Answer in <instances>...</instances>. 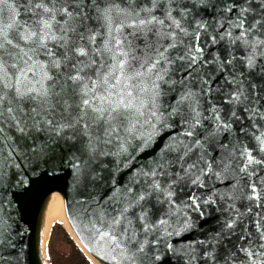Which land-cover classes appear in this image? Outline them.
Instances as JSON below:
<instances>
[{
  "label": "snow or ice",
  "instance_id": "obj_1",
  "mask_svg": "<svg viewBox=\"0 0 264 264\" xmlns=\"http://www.w3.org/2000/svg\"><path fill=\"white\" fill-rule=\"evenodd\" d=\"M208 4L209 0H183L179 14L186 18L188 12ZM237 7L236 0H230L226 11ZM176 11L177 0H0V159L5 150L10 157L20 153L19 140H24L26 151L47 163L54 156V146L61 140L72 141L69 165L77 178L87 180L86 164L81 167V161L95 159L101 145L115 141L119 153L134 159L133 153L164 137L159 159L143 172L148 191L126 199L110 217L101 209L100 223H106V230L92 224L102 239L120 249L121 264L162 260L159 253L154 258L145 253L149 241L138 239L141 230L148 233L164 225L153 241L158 244L192 227L190 218L180 217V206L172 199L174 185L182 181L199 187H204L203 178L209 175L221 184L229 181L223 190L214 188L204 204H215L213 197L219 196L233 202L255 200V207L261 206V189L253 178L264 184L260 172L264 166V0H242L232 22L237 34L230 30L220 34L221 39H229L228 54L213 53L210 59L199 44L206 27L199 22L195 43L186 45L182 53L174 51L183 44L178 32L190 34L173 14ZM211 41L218 42L215 36ZM233 45L242 49L239 56L232 52ZM238 122L240 126L234 128ZM242 136H251L259 156L252 154L248 144L241 145ZM213 146L221 153L216 159L218 169L209 156ZM168 152L176 155L169 158ZM237 152L241 163L234 168ZM174 166H178L175 171ZM158 176L168 179L162 184ZM245 176L246 188L240 185ZM153 192L163 194L164 199L157 195V200L167 201L169 215L177 217L173 223L147 219L149 210L143 202ZM188 199L191 203L183 207L203 217L196 193ZM135 220L139 228L133 226ZM238 221L239 215L227 219L224 229H235ZM254 224L255 234L245 226L239 240L247 242L237 243L234 250L218 254L205 247L200 253L203 264H264V215L257 212ZM165 246L178 255L166 239ZM183 255V264L198 259Z\"/></svg>",
  "mask_w": 264,
  "mask_h": 264
},
{
  "label": "water",
  "instance_id": "obj_2",
  "mask_svg": "<svg viewBox=\"0 0 264 264\" xmlns=\"http://www.w3.org/2000/svg\"><path fill=\"white\" fill-rule=\"evenodd\" d=\"M229 2L230 0H209L208 6L188 12L185 18L179 14V4L183 3V0H177V11L173 14L177 15L182 27L186 28L190 34L185 36L178 32V38L183 41V44L174 51L182 53L186 50V45L195 43L194 34L197 31L196 24L199 22L206 26L201 31L199 41L200 46L205 50V58L210 59L213 53H218L221 57L226 56L229 39L227 37L221 39L220 34L226 30H230L233 35L237 34L238 29L232 27V22L239 14V5L242 0H236L238 7L233 12L226 11ZM156 14L163 15L161 11ZM247 19L251 21L252 15L249 14ZM212 36L216 37L217 43H212ZM231 50L237 56L242 51L236 45H233ZM62 70L67 71V69ZM174 95L175 93L170 94L168 99ZM215 99L219 100V97ZM244 122L247 123V121ZM205 125L209 126V122L205 121ZM239 126L238 122L234 128ZM176 131L179 132V126ZM240 143L248 144L252 154L259 156L251 136H242ZM19 144L20 153H14L10 157L5 150L3 158L0 159V225L3 227L4 237V242L0 244V257H2L0 264H51L48 247L53 227L57 224L61 225L89 264H121L120 249L115 247L113 241L107 238L102 239L96 232V228L101 231L107 228L106 223H100V210H105L110 217L115 215L116 210L123 206L126 199H130L140 191H148L143 172L151 169L153 161L159 159V150L164 144V137H156L143 152L133 153L134 159H128L127 153H119L115 141L110 145H101L102 151L96 155L95 159L87 161L85 158L81 161V167H85L86 164L87 180L77 178L69 165L72 154L68 148L72 145V141L66 144L61 140L54 146V156L47 163L42 162L43 158L38 160L30 151H26L24 140H19ZM131 150L130 148L129 151ZM166 155L173 158L176 154L168 152ZM220 155L219 149L214 146L210 148L209 156L214 169L219 168L216 159ZM240 163L239 152H237L233 167L236 168ZM177 168L178 166H174L173 171ZM260 172L264 175V166H260ZM157 179H161L163 184L168 177L158 176ZM203 179L204 187L192 186L184 181L174 185L175 195L172 199L176 205L180 206L179 215L183 219L190 218L192 223V227L184 234L165 238L178 249L177 256L169 252L165 246V239H161L158 244H153L164 225H159L155 230L150 229L148 233L142 230L139 232V240L147 238L149 241L145 253L153 258L159 253L162 257V260L156 261L155 264H183L186 258L184 253L198 257L192 264H203L200 253L205 247L209 250L215 249L218 254H222L224 250H234L237 243L247 242V240H239V237L244 234L245 226L248 231L255 234V214L260 212L264 215V184H259L253 178L261 189L259 208L255 207V200L249 202L247 199H237L233 202L221 200L219 196L213 197L216 200L215 204H204L203 201L211 196L214 188L223 190L228 186L229 181L221 184L211 175ZM248 182L245 176L240 181V185L246 188ZM129 188L132 189L131 193L128 191ZM193 192L200 198V210L204 212L203 217H200L198 211L183 207L184 203H191L188 197ZM241 192L242 189L238 186L237 195L239 196ZM157 195L160 199H164L162 193L153 192L152 196L143 202L149 210L147 219L151 223H156L163 218L168 219L170 224L173 223L177 217L169 215L167 201L160 203ZM229 203L233 204L232 208L228 207ZM249 206L252 207L251 212H247ZM173 211H176L175 206ZM237 215H239V221L236 228L224 229L225 221ZM93 222L96 228L92 227ZM133 226L139 228L140 222L135 220ZM119 231L120 229L117 228L115 234ZM218 232L223 233L219 238L216 237ZM228 233H232L231 236ZM117 238L120 237L117 236ZM201 240L206 243L201 244ZM123 264H127V261H123Z\"/></svg>",
  "mask_w": 264,
  "mask_h": 264
},
{
  "label": "trees",
  "instance_id": "obj_3",
  "mask_svg": "<svg viewBox=\"0 0 264 264\" xmlns=\"http://www.w3.org/2000/svg\"><path fill=\"white\" fill-rule=\"evenodd\" d=\"M48 254L51 264H89L59 224L53 227Z\"/></svg>",
  "mask_w": 264,
  "mask_h": 264
},
{
  "label": "bare ground",
  "instance_id": "obj_4",
  "mask_svg": "<svg viewBox=\"0 0 264 264\" xmlns=\"http://www.w3.org/2000/svg\"><path fill=\"white\" fill-rule=\"evenodd\" d=\"M53 222H54V223L56 222V217H55V218H53Z\"/></svg>",
  "mask_w": 264,
  "mask_h": 264
}]
</instances>
